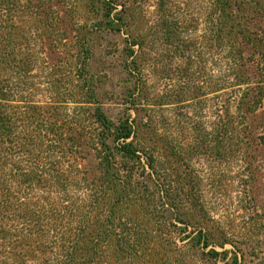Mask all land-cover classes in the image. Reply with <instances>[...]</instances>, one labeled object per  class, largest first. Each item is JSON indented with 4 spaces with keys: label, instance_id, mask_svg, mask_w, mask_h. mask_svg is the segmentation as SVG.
I'll list each match as a JSON object with an SVG mask.
<instances>
[{
    "label": "trees",
    "instance_id": "obj_1",
    "mask_svg": "<svg viewBox=\"0 0 264 264\" xmlns=\"http://www.w3.org/2000/svg\"><path fill=\"white\" fill-rule=\"evenodd\" d=\"M149 1L0 0V264H245L239 235L264 264V0ZM107 38L117 121L90 73ZM203 160L239 168L241 234Z\"/></svg>",
    "mask_w": 264,
    "mask_h": 264
},
{
    "label": "rangeland",
    "instance_id": "obj_2",
    "mask_svg": "<svg viewBox=\"0 0 264 264\" xmlns=\"http://www.w3.org/2000/svg\"><path fill=\"white\" fill-rule=\"evenodd\" d=\"M146 15L150 19L155 17L154 1H149L145 6ZM118 42V38L99 39L96 42L95 56L90 63V73L96 75L99 79L100 98L104 103V108L114 121L120 118L123 111L122 91L125 87L126 74L121 66L122 58L119 53L111 54L108 50ZM122 48L124 43L119 40ZM111 44V45H110ZM214 166V165H212ZM206 160L192 167L195 172L199 170L202 175L203 200L207 207L213 213L215 221L219 227H223L228 233L241 234L253 213L243 211L241 208L242 183L241 174L237 166L212 167ZM215 174V179L211 176ZM264 197V195H263ZM250 225V223H249ZM245 226V227H244ZM243 243L236 246L246 252L245 264L255 263L253 260V242L245 243V237H240ZM237 241V239H235ZM239 242V241H238ZM227 250H233V247L226 246ZM220 250V249H218Z\"/></svg>",
    "mask_w": 264,
    "mask_h": 264
}]
</instances>
